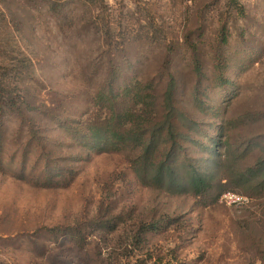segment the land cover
<instances>
[{
	"label": "rangeland",
	"instance_id": "obj_1",
	"mask_svg": "<svg viewBox=\"0 0 264 264\" xmlns=\"http://www.w3.org/2000/svg\"><path fill=\"white\" fill-rule=\"evenodd\" d=\"M5 3L25 23L21 46L34 72L20 86L39 111L25 113L35 133L25 123L20 132L17 121L5 122L0 264H264V199L228 204L221 194L203 206L190 195L144 187L129 164L131 153L84 148L60 127L77 126L94 109L93 95L104 76L96 73L113 59L126 78L152 81L158 94L174 74L177 107L204 123L213 137L223 125L220 142L240 146L238 152L264 139V0H159L161 37L167 40L130 41L110 52L80 21L61 31L41 4ZM234 3L242 5L241 14ZM71 7L79 11L77 4ZM127 9L134 5L127 2ZM187 40L196 43L203 67L199 79ZM195 96L206 103L205 111L193 106ZM200 138L209 145L207 137ZM187 148L189 156H206ZM256 152L245 164L254 162ZM45 163L62 171L48 187L40 179ZM111 221H120L115 232H108ZM152 222L159 230L133 243L139 227Z\"/></svg>",
	"mask_w": 264,
	"mask_h": 264
},
{
	"label": "trees",
	"instance_id": "obj_2",
	"mask_svg": "<svg viewBox=\"0 0 264 264\" xmlns=\"http://www.w3.org/2000/svg\"><path fill=\"white\" fill-rule=\"evenodd\" d=\"M24 1L41 4L54 16L61 31L74 27L77 21L86 29H93L101 36L106 52L111 49L122 51L130 41L167 40V37H161L164 33L160 29L159 0H114L113 4L107 0ZM5 2L0 0V155L4 148L5 122L17 121L20 132L21 123H25L30 133L35 122L32 123L25 113L39 111L27 100L20 86L34 72V61L21 46L25 23L9 10ZM127 2L134 5L133 11L127 9ZM72 4L78 5V12L71 7ZM232 7L238 14L243 12L239 3ZM187 46L191 52L193 73L199 79L203 76V67L196 43L187 40ZM107 62L106 68L102 67L96 73L98 76L103 71L104 76L93 95L94 109L77 126H60L65 135L80 146L99 153H131L128 161L140 185L170 196L190 195L207 206L216 203L219 196L227 192L225 190L236 193L231 191L235 189L246 197L264 199V139L251 142L238 152L240 146L232 148L228 140L220 142L225 131L223 125L217 127L219 137H213L206 133L204 123L177 107L174 74L167 75L165 88L158 94L157 85L152 81L135 76L126 78L122 69L114 66L113 59ZM221 66L219 61L217 69ZM193 106L203 112L206 103L195 96ZM7 112L14 118L2 116ZM200 135L207 137L209 145L205 146L199 140ZM187 147L206 156H189ZM254 150L257 151L254 162L245 164ZM61 173L58 166L52 168L45 163L41 166L40 179L48 187L52 184V176ZM119 223L108 222V232H115ZM158 230V222L142 224L133 243L140 245L147 233Z\"/></svg>",
	"mask_w": 264,
	"mask_h": 264
},
{
	"label": "built area",
	"instance_id": "obj_3",
	"mask_svg": "<svg viewBox=\"0 0 264 264\" xmlns=\"http://www.w3.org/2000/svg\"><path fill=\"white\" fill-rule=\"evenodd\" d=\"M221 199L228 204H245L248 202L247 197L230 191L224 192Z\"/></svg>",
	"mask_w": 264,
	"mask_h": 264
}]
</instances>
